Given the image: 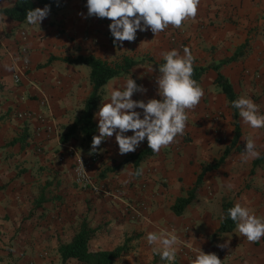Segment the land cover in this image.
I'll use <instances>...</instances> for the list:
<instances>
[{"label": "crops", "instance_id": "crops-1", "mask_svg": "<svg viewBox=\"0 0 264 264\" xmlns=\"http://www.w3.org/2000/svg\"><path fill=\"white\" fill-rule=\"evenodd\" d=\"M15 1L0 0V9ZM109 23L87 16L86 0H57L41 25L0 13V264H85L75 258L63 262L57 251L82 226L91 230V250L125 245L111 264H168L146 238L161 231L177 236L175 264H192L200 250L216 253L221 264H264V238L249 241L236 225L216 234L223 201L239 200L264 218V129L251 128L237 109L240 135L232 145L233 110L213 68L220 64L236 99L251 97L264 111V0H200L196 16L175 33L171 25L157 34L138 31L135 41L123 45L113 42ZM185 47L195 58L193 66L205 68L196 79L205 94L187 110L184 134L173 143L135 168L125 157L144 149L147 139L123 155L115 134L95 152L81 134L61 140L91 90L89 66L70 59L141 60L103 86L93 114L98 135L95 113L113 87L132 76L147 89L133 99H160L156 77L162 54L171 49L183 54ZM17 69L19 81L13 78ZM23 110L29 116L17 117ZM217 110L223 111L218 121ZM248 139L255 140L260 158L242 159ZM70 146L99 154L91 169L98 191L74 181ZM199 174L192 198L175 213L173 206L188 196ZM229 183L235 186L231 190Z\"/></svg>", "mask_w": 264, "mask_h": 264}, {"label": "clouds", "instance_id": "clouds-1", "mask_svg": "<svg viewBox=\"0 0 264 264\" xmlns=\"http://www.w3.org/2000/svg\"><path fill=\"white\" fill-rule=\"evenodd\" d=\"M200 0H86L87 16L108 18L110 33L114 43L123 45L124 41L133 42L137 32L150 30L154 34L164 31L169 25L179 28L182 23L195 17ZM51 6L31 8L26 13V20L31 25L39 24L49 16ZM164 62L159 65L156 77L160 99L151 98L147 102L133 99L137 92L147 89L132 76L128 77L121 88L110 92V99L102 103L95 113L98 118V135H93L92 151L95 152L102 141L115 134L120 154L134 152L140 143L147 139L149 148L158 153L162 147L174 142L183 135L188 116L187 110L198 105L204 96V89L193 79L194 56L190 49L184 48L183 54L178 49H171L163 54ZM27 59V58H25ZM11 70V68H9ZM232 106L239 110V116L253 129H264V111L251 97L240 96L232 101ZM140 109L142 111H138ZM131 131V135H128ZM254 139H248L241 157L258 159ZM142 171V170H141ZM141 172L133 173L139 175ZM235 186L227 185L229 190ZM236 224L240 234L247 240L256 242L264 238V218L257 216L248 206L239 200L228 208L227 216ZM149 244L159 247L153 251L168 264H175L177 258V236L167 231L149 232ZM224 247V245H220ZM192 264H221L216 253L200 250Z\"/></svg>", "mask_w": 264, "mask_h": 264}, {"label": "trees", "instance_id": "trees-1", "mask_svg": "<svg viewBox=\"0 0 264 264\" xmlns=\"http://www.w3.org/2000/svg\"><path fill=\"white\" fill-rule=\"evenodd\" d=\"M56 3L57 0H16L12 6L0 9V13H3L12 19L24 20L26 19V13L29 9L36 8L41 5L53 6ZM70 62L83 63L89 66V81L91 83V90L88 96L83 100L79 114L73 119V122L61 135V140L65 141L74 137L76 134H81L86 147H90L92 145L93 135H96V123L93 119V114L102 97L103 86L109 79L126 73L131 66L140 63L141 60L124 59V61L120 64H110L93 55H78L70 59ZM213 68L217 71L215 82L219 86L220 90L226 95L230 107L233 110L232 117L234 136L231 143L232 145H235L240 135L238 111L232 106V101L236 99V93L234 92L229 80L220 72V64L214 65ZM204 69V67L194 66L193 79H198ZM152 152L153 151L147 144L144 149L127 155L125 157V161L132 159L135 168H137L138 162L144 157L150 155ZM201 177V174L197 176L195 187L190 191L187 197L177 200L173 206V211L175 213L180 214L182 212L185 204H187L192 198L194 190L198 186ZM233 205L234 204L231 201H223L222 209L224 216H227L228 208ZM235 225V222L228 217L221 221L216 234L229 231L233 229ZM90 237L91 230H89L86 226H82L69 241L60 242L57 246V251L61 260L64 262L68 259L75 258L85 264H111L126 249L125 245H120L111 250H91L88 247Z\"/></svg>", "mask_w": 264, "mask_h": 264}, {"label": "built area", "instance_id": "built-area-1", "mask_svg": "<svg viewBox=\"0 0 264 264\" xmlns=\"http://www.w3.org/2000/svg\"><path fill=\"white\" fill-rule=\"evenodd\" d=\"M173 33L177 31L176 27H172ZM171 34L170 39L174 40L175 35ZM26 62V61H25ZM13 78L15 81H19V69L14 71ZM17 117L25 118L29 116V112L26 110L17 111ZM69 153L73 156V171L74 181L82 188L91 187L93 191H98L99 187L92 180L91 169L99 161L100 156L98 153L83 154L74 147H69Z\"/></svg>", "mask_w": 264, "mask_h": 264}, {"label": "rangeland", "instance_id": "rangeland-1", "mask_svg": "<svg viewBox=\"0 0 264 264\" xmlns=\"http://www.w3.org/2000/svg\"><path fill=\"white\" fill-rule=\"evenodd\" d=\"M85 67H88V66H85ZM215 114H216L215 120L218 121V119H220L223 116V111L222 110H217V111H215Z\"/></svg>", "mask_w": 264, "mask_h": 264}]
</instances>
